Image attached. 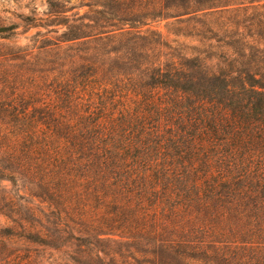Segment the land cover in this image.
<instances>
[{"label": "trees", "instance_id": "1", "mask_svg": "<svg viewBox=\"0 0 264 264\" xmlns=\"http://www.w3.org/2000/svg\"><path fill=\"white\" fill-rule=\"evenodd\" d=\"M216 3L228 2L91 0L86 5L92 15L80 25L90 30L80 36L87 37L83 62L57 82L66 105L45 104V127L55 133L40 138L42 128L33 121L18 140L48 162L47 175L75 216L87 211L75 202L83 191L129 218L152 216L156 229L167 222L177 227V216L212 219L235 212L245 235L235 247L256 251L250 263L264 264V60L241 71H212L193 54L183 60L173 55L132 60L136 52H152L147 36L156 18L193 19ZM115 43L125 45L111 53L127 69L89 56L94 44ZM63 126L66 133H56ZM193 222L188 230L179 226L184 236L158 241L172 250L210 248L214 242L197 233L211 226Z\"/></svg>", "mask_w": 264, "mask_h": 264}, {"label": "rangeland", "instance_id": "2", "mask_svg": "<svg viewBox=\"0 0 264 264\" xmlns=\"http://www.w3.org/2000/svg\"><path fill=\"white\" fill-rule=\"evenodd\" d=\"M90 2L0 0V136L10 138H0V264H251L249 257L256 251L235 247V241L245 238L235 212L212 219L195 213L177 216V227L167 222L156 229L152 216L129 218L107 200L87 197L83 191L84 198L75 202L87 211L75 216L57 181L47 175L48 162L27 152L24 140H18L28 135L29 122L42 128L40 138L56 130L45 127V104L66 105L57 82L83 62L87 37L80 36L90 30L80 25L83 17L92 15L87 12ZM227 2L193 19L156 18L151 23L155 31L147 36L154 43L152 52L132 54L133 64L169 55L183 60L193 54L212 71L251 69L255 60H264V1ZM123 44H94L89 56L125 70L111 53ZM66 115L74 117L71 110ZM56 133L65 134L64 126ZM190 220H206L211 226L206 234L197 233L199 239L214 242L210 248L172 250L158 241L184 236L179 226L191 229ZM237 256L248 258L241 262Z\"/></svg>", "mask_w": 264, "mask_h": 264}]
</instances>
